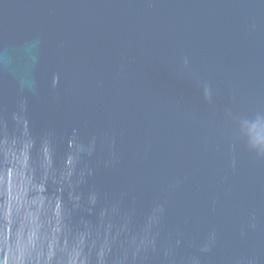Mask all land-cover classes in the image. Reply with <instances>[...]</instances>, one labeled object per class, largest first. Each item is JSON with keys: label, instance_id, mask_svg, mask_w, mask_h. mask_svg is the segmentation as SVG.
Returning a JSON list of instances; mask_svg holds the SVG:
<instances>
[{"label": "water", "instance_id": "obj_1", "mask_svg": "<svg viewBox=\"0 0 264 264\" xmlns=\"http://www.w3.org/2000/svg\"><path fill=\"white\" fill-rule=\"evenodd\" d=\"M0 264H264V0H0Z\"/></svg>", "mask_w": 264, "mask_h": 264}]
</instances>
